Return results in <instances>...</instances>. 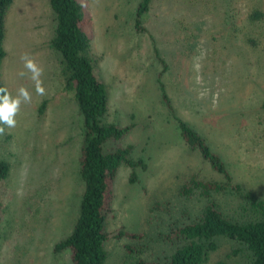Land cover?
<instances>
[{"label":"rangeland","instance_id":"rangeland-1","mask_svg":"<svg viewBox=\"0 0 264 264\" xmlns=\"http://www.w3.org/2000/svg\"><path fill=\"white\" fill-rule=\"evenodd\" d=\"M80 1L92 53L104 55L97 74L110 94L108 121L131 128L105 147L132 146V158L147 164L136 171L134 183L126 166L118 169L105 264H131L136 257L163 260L175 246L163 241L168 227L194 218L204 205L197 197H180L181 184L193 174L221 179L185 147L179 120L206 138L243 188L215 197L220 211L239 220L258 217L249 196L264 201V19L246 21L250 2L155 0L146 27L170 67L159 79L170 111L161 104L152 39L133 30L139 0ZM252 1L264 14V0ZM54 27L49 0H14L7 15L4 83L13 95L26 86L32 101L21 106L16 127L0 136V160L10 164L8 179L0 182V264H71L70 250L54 253V246L71 233L78 215L82 119L62 90L59 56L49 48ZM24 53L44 68L43 97L30 79L18 76ZM44 100L46 111L39 115ZM119 232L123 236L117 238ZM217 241L208 264H250L244 247Z\"/></svg>","mask_w":264,"mask_h":264},{"label":"trees","instance_id":"trees-1","mask_svg":"<svg viewBox=\"0 0 264 264\" xmlns=\"http://www.w3.org/2000/svg\"><path fill=\"white\" fill-rule=\"evenodd\" d=\"M248 1L250 10L246 21L254 24L263 20L264 14L259 11L260 8L255 6L252 0ZM13 2L14 0H0V86H6L2 65L6 58L7 15ZM154 4L155 0H139L133 30L138 37L148 34L152 39L151 59L156 60L160 67L150 64L156 66L161 104L168 105L170 111H173L165 84L159 81L170 67L156 44L157 39L151 36L146 27ZM49 6L55 21L49 48L59 56L62 90L77 104L82 119L78 169L82 194L78 215L71 233L54 246V253L70 250L71 264H105L107 253L104 247L109 238L106 232L107 215L110 213L112 187L118 169L120 166H126L130 171L128 181L134 183L137 181L136 171H145L147 164L142 159L132 158V146L119 147L112 144L109 149L105 147L106 143L122 139L131 128L120 127L108 121L110 94L97 74L100 59L104 55L96 57L92 53L91 38L86 31L85 11L81 1L49 0ZM192 13L194 14V11ZM47 103V100L41 103L38 108L39 115L45 113ZM177 129L185 147L196 151L202 161L220 175L221 179L205 180L196 174L187 178L179 188V196L185 199H201L204 205L200 213L187 222L173 223L168 227L163 241L175 246L171 254L165 255L163 260L150 262L136 257L131 264H208L211 255L219 248L217 239H227L244 247L249 254L250 264H264V201L249 196L250 206L258 217L239 220L225 216L220 211L215 197L228 192L238 193L243 191V188L235 184L225 163L212 150L205 137L180 120L177 122ZM9 173L10 164L6 160H0V182L6 181ZM3 212L0 196V227ZM121 236L123 233L119 232L117 238ZM125 248L131 252L130 247ZM234 254L238 252L235 251Z\"/></svg>","mask_w":264,"mask_h":264},{"label":"clouds","instance_id":"clouds-1","mask_svg":"<svg viewBox=\"0 0 264 264\" xmlns=\"http://www.w3.org/2000/svg\"><path fill=\"white\" fill-rule=\"evenodd\" d=\"M23 69L18 76L27 77L34 84L35 94L43 97L47 94L44 86V68L38 64L30 53H24L20 57ZM30 74V75H29ZM199 98H203V93ZM32 93L26 86H20L16 94L13 95L7 86H0V136L5 134V128H15L17 125L16 117L20 114L23 104L31 103Z\"/></svg>","mask_w":264,"mask_h":264}]
</instances>
